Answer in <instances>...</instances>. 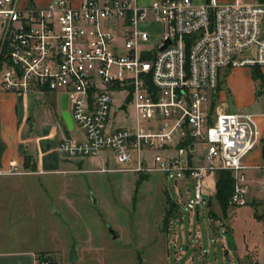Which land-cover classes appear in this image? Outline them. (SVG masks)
I'll list each match as a JSON object with an SVG mask.
<instances>
[{
    "label": "built area",
    "instance_id": "built-area-1",
    "mask_svg": "<svg viewBox=\"0 0 264 264\" xmlns=\"http://www.w3.org/2000/svg\"><path fill=\"white\" fill-rule=\"evenodd\" d=\"M152 22L162 25L155 42L143 27ZM243 67L264 68V2L0 0V91L68 97L84 138L62 139L58 153L109 152L121 173H185L196 206L204 176L222 170L233 178L230 205L249 203L244 160L262 132L253 115L219 102L223 80ZM130 107L134 125L117 124Z\"/></svg>",
    "mask_w": 264,
    "mask_h": 264
},
{
    "label": "rangeland",
    "instance_id": "rangeland-1",
    "mask_svg": "<svg viewBox=\"0 0 264 264\" xmlns=\"http://www.w3.org/2000/svg\"><path fill=\"white\" fill-rule=\"evenodd\" d=\"M150 30L157 35L160 27L153 25ZM251 69L264 78V68ZM232 76L236 91L249 96L245 73ZM226 78L223 90H227ZM257 85V98L246 113L264 112V79ZM228 104L237 111L233 99ZM128 114L121 113L117 124L132 127L131 107ZM75 136L82 139L84 134L76 128ZM115 162L109 152L67 158L63 172L42 178L44 194L37 186L29 213L42 211L55 219L53 228L60 232L65 251L39 256L67 261L76 240L82 259L75 264H225L226 259L233 264H263L264 200L249 198L245 207L222 208L217 199L218 175L211 172L202 180L204 201L196 206V182L185 173H121ZM257 189L262 190L260 185ZM110 229L119 234L118 239L113 240Z\"/></svg>",
    "mask_w": 264,
    "mask_h": 264
},
{
    "label": "crops",
    "instance_id": "crops-1",
    "mask_svg": "<svg viewBox=\"0 0 264 264\" xmlns=\"http://www.w3.org/2000/svg\"><path fill=\"white\" fill-rule=\"evenodd\" d=\"M51 1L19 0V4L21 7L45 6ZM153 1L139 0V3L143 7H148ZM193 1L196 4H204L208 0ZM217 1L220 4L235 2ZM244 2L257 4L264 0ZM153 25L160 27L157 35L150 30ZM143 27L151 33L152 42L158 39L162 31V25L159 23L152 22ZM238 72H244L248 77L250 90L247 97L239 94L232 83L234 78L232 74L236 75ZM257 86L251 67L235 69L225 80L224 87L227 90H223V86L220 88L219 102L228 112L253 115L261 129L262 140L245 158L244 164L248 167L246 175L250 186L249 198L264 200V168H255L259 165L264 166V112L256 114L244 112L246 107L254 105L258 95ZM63 97L56 93L15 94L0 91V264H37V260L42 258L39 256L40 253L65 251L60 232L53 228L55 219L45 217L42 211L29 213V208L35 206L37 186L43 193L42 178L61 173L62 168L66 166L67 159L58 153L59 142L64 138L74 140L84 138L82 136V139H78L75 136L78 127L74 122L72 128L66 123L62 109ZM230 98L233 99L237 111H231L228 104ZM67 111L71 115L69 107ZM27 155L30 157L28 165L25 162ZM257 185H260L262 190H258ZM30 194H33L32 198ZM53 242L55 244H52ZM69 253L67 261L63 259V262L54 260L52 262L75 264L69 261ZM78 255L80 261L82 255L79 250Z\"/></svg>",
    "mask_w": 264,
    "mask_h": 264
},
{
    "label": "trees",
    "instance_id": "trees-1",
    "mask_svg": "<svg viewBox=\"0 0 264 264\" xmlns=\"http://www.w3.org/2000/svg\"><path fill=\"white\" fill-rule=\"evenodd\" d=\"M253 79L257 82H262L264 78L256 70H252ZM26 165L30 162V157L27 155L25 157ZM218 182H217V199L220 202L221 207L223 208L226 204H230L229 198L233 186V178L229 171H219Z\"/></svg>",
    "mask_w": 264,
    "mask_h": 264
},
{
    "label": "water",
    "instance_id": "water-1",
    "mask_svg": "<svg viewBox=\"0 0 264 264\" xmlns=\"http://www.w3.org/2000/svg\"><path fill=\"white\" fill-rule=\"evenodd\" d=\"M169 44V41L166 42L165 47ZM67 107H68V97L64 96L63 97V117L66 121V123L68 124V126L70 128L73 127V120L71 118V115L69 114V112L67 111ZM123 109H125V107H123ZM110 234L112 235L113 240H116L119 238V234L117 232H115L114 230L110 229ZM69 261L71 263H76L79 261V255H78V249H77V241L75 240L71 246L70 249V253H69ZM51 264H54L53 262H51ZM225 264H232L231 261L229 259L225 260Z\"/></svg>",
    "mask_w": 264,
    "mask_h": 264
}]
</instances>
